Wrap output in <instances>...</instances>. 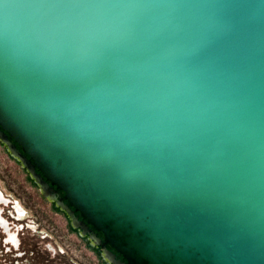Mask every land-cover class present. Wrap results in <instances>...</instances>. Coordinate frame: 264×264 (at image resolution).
Returning <instances> with one entry per match:
<instances>
[{
	"label": "water",
	"instance_id": "obj_1",
	"mask_svg": "<svg viewBox=\"0 0 264 264\" xmlns=\"http://www.w3.org/2000/svg\"><path fill=\"white\" fill-rule=\"evenodd\" d=\"M0 142L106 264H264V0H0Z\"/></svg>",
	"mask_w": 264,
	"mask_h": 264
},
{
	"label": "rangeland",
	"instance_id": "obj_2",
	"mask_svg": "<svg viewBox=\"0 0 264 264\" xmlns=\"http://www.w3.org/2000/svg\"><path fill=\"white\" fill-rule=\"evenodd\" d=\"M0 191L5 200L0 202L1 221L18 238L15 246L7 242L0 226V264H106L98 248L87 244L64 212L41 195L1 142ZM13 208L24 215L20 218Z\"/></svg>",
	"mask_w": 264,
	"mask_h": 264
},
{
	"label": "flooded vegetation",
	"instance_id": "obj_3",
	"mask_svg": "<svg viewBox=\"0 0 264 264\" xmlns=\"http://www.w3.org/2000/svg\"><path fill=\"white\" fill-rule=\"evenodd\" d=\"M2 193V192H1ZM61 194V192H59L58 191V195H60ZM0 202H5V200H4V195L2 194V200L0 201ZM6 203H8V202H6ZM2 205H4L3 203H2ZM11 207V206H10ZM1 211V210H0ZM13 211V210H12ZM14 212V211H13ZM9 224V223H8ZM0 226H2L5 230H6V233H7V236H8V240H7V242H10L12 245H17V237L15 236V234L14 233H12V232H9V229H7L8 227L5 225V223H4V221H1V218H0ZM98 236H100V234L99 233H96ZM84 239L86 240V243L87 244H89L90 246H91V240H88L87 239V236H84ZM96 248H98V250H99V252H100V248L98 247V246H95ZM105 247L107 248V249H109V250H111L112 252H114L108 245H105ZM115 254V258L116 259H118V258H120V256L117 254V253H114Z\"/></svg>",
	"mask_w": 264,
	"mask_h": 264
},
{
	"label": "built area",
	"instance_id": "obj_4",
	"mask_svg": "<svg viewBox=\"0 0 264 264\" xmlns=\"http://www.w3.org/2000/svg\"><path fill=\"white\" fill-rule=\"evenodd\" d=\"M13 211L16 212V215L19 216L20 218L22 217V215H24V213L23 212L21 213L19 209L15 210V208H13Z\"/></svg>",
	"mask_w": 264,
	"mask_h": 264
},
{
	"label": "bare ground",
	"instance_id": "obj_5",
	"mask_svg": "<svg viewBox=\"0 0 264 264\" xmlns=\"http://www.w3.org/2000/svg\"><path fill=\"white\" fill-rule=\"evenodd\" d=\"M2 200V193H1V191H0V201Z\"/></svg>",
	"mask_w": 264,
	"mask_h": 264
}]
</instances>
